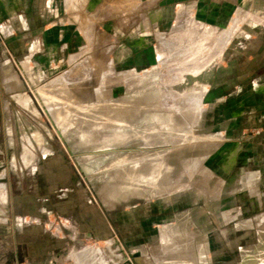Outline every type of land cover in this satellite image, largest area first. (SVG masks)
<instances>
[{
    "label": "rangeland",
    "instance_id": "1",
    "mask_svg": "<svg viewBox=\"0 0 264 264\" xmlns=\"http://www.w3.org/2000/svg\"><path fill=\"white\" fill-rule=\"evenodd\" d=\"M159 5L160 0L45 2L50 22L43 28L50 26L51 34L42 33L39 62L43 71L26 73V79L32 81L25 80L26 94L34 101L12 106L25 119L26 149L34 147L40 155V176L47 184L36 191L53 189L56 174L66 177L57 191L83 194L89 213L95 207L102 209L113 230L106 227L101 239V233L91 237L90 227L87 230L85 226L78 231L67 228L63 233L45 230L43 225L31 226L34 231L30 237L40 240L36 260L54 258L55 264H79L73 254L86 246H97L106 264H116L112 256L126 262L129 253L138 251L144 255L138 258L139 263L150 256L153 264H164L160 262L169 259L158 252L159 248L152 254V247L170 245L184 231L185 239L201 238L198 260L205 259V264H238L246 255L251 264L255 257L264 256V221L257 220L264 214V129H241L247 121L239 117L242 95L245 101H255L254 93L246 95L247 75L256 74L251 71L254 66L248 65L239 49L237 54L233 52L237 60L233 68L226 69L224 48L217 46L224 27L216 34L208 33L216 26L208 21L212 14L208 5L200 16L185 7L175 23L158 21L155 10ZM196 67L202 70L196 73ZM144 71L148 72L144 82L155 87L143 86L139 76ZM55 82L61 85L49 89ZM33 88H37V96L46 97L40 101ZM151 91L162 94V103L159 108L141 109L132 121L134 126L110 118L116 103ZM197 92L202 94V103L193 99ZM55 94L60 103H55ZM178 108L190 112L181 119L192 130L190 140L179 138L180 129L164 128V123L155 120L160 114L178 112ZM236 112L239 114L234 118ZM102 121L103 126L99 125ZM152 123L159 125L158 129L144 130ZM194 131L210 138L194 140ZM144 132L150 133L147 143L141 136ZM144 144L153 146L145 148ZM140 158L154 163L150 184L162 197L151 193L128 198L119 195L146 186L139 178L131 181L115 176L116 171ZM198 158L201 163L195 170L183 165L182 160L193 159L197 166ZM113 162L115 165H110ZM164 166L171 174L168 183H159V190L156 185ZM78 180L81 184H76ZM26 185H31V179H26ZM9 233L7 248L0 247V264H17L11 261L18 251L17 229L13 233L10 227ZM112 238H117L122 252L115 243H108ZM230 243L236 246L230 247ZM190 245L188 241L184 248ZM173 251L169 249L168 256L174 255ZM32 256L30 260H34Z\"/></svg>",
    "mask_w": 264,
    "mask_h": 264
},
{
    "label": "crops",
    "instance_id": "2",
    "mask_svg": "<svg viewBox=\"0 0 264 264\" xmlns=\"http://www.w3.org/2000/svg\"><path fill=\"white\" fill-rule=\"evenodd\" d=\"M45 2L46 0H0V228L4 229V226H6V231L1 230L4 233L0 235V247L7 248L10 227L13 233L17 229L16 247L18 251L16 254H12L15 257L11 260L17 264H53L56 261L54 258L44 262L34 259V255L37 256L40 253L36 250L40 247V240L35 239L33 236L30 237V231L32 230V233L34 231V228H30L31 226L43 225L45 230L57 233H63L64 229L67 228L78 231V228L83 229L82 226H85L87 230L91 229V237L97 235V233L105 235L106 227H109L108 230L112 229L110 220L106 218L102 209L95 207L92 208L94 211L91 214L89 213V206L85 201L87 198L83 197V194L79 196L78 193L71 190L64 193L57 191L58 187L64 185L66 177L57 176L56 174L53 176V189L49 188L44 193L36 191L41 184H47L46 179H42L40 176V155L35 154L34 147L32 151L30 147L26 149L25 128L23 125L25 119L23 113L17 109L15 110L12 106L18 104L23 107L27 101H34V97L26 94L28 83L26 84L25 80H28L26 79V73H36L42 70L39 62L41 59L42 33L44 30L46 34H51L50 26L43 28V25H48L50 22V16L45 11ZM186 3L189 5H186ZM207 5L212 10L208 21L216 25L214 29H209L208 33L216 34L219 27H224V32L218 35L220 41L217 46L218 48L222 46L224 48L226 69L233 68L237 61L233 58L235 54L233 52L236 51L237 54V50L240 49L242 58L246 57L248 65L254 66L251 71L256 73L251 77L250 74L247 75L246 86L248 90L246 95L251 92L254 93L255 101L250 102L248 99L245 101V97L242 95L240 101L242 112H240L239 117L247 121V124L240 127L241 129H264V0H160V5L155 12L158 21L175 23L179 21L180 16L184 15L185 7L194 9L195 14L200 16L199 13L203 12L201 9H204ZM52 34L55 35V33ZM54 35H52L53 38H55ZM201 70V67H196L195 71L198 73ZM241 71H244L243 68ZM147 74L146 71L140 73V81L144 82L142 78ZM241 80L243 81V79ZM30 81L28 80V82ZM32 84L35 87L34 82ZM235 85V87H238L237 84ZM151 86L155 87L154 85ZM37 88H33L36 96L35 89ZM199 92L193 98L197 102H201L202 94H199ZM161 96L162 94L158 96L160 103H162ZM37 98L41 101L39 96ZM145 98H148V95ZM181 101H184V99H181ZM238 114L236 112L232 116L236 118ZM178 116L179 120L184 118V115ZM199 118L200 115H198V120ZM194 134L196 135L194 140L210 138V136H200L195 131ZM149 146L152 148L153 145L147 146L144 144L145 148H150ZM47 151V149H44L43 153L46 154ZM200 163L201 159L198 158L195 169ZM26 179H31L29 187L26 185ZM160 183L164 185L163 182ZM76 184H81V182L78 180ZM149 184L150 181L145 182L146 186L143 189L136 188L129 192L122 191L123 195L121 196L128 198L132 194H154V191H152L154 188L152 184ZM111 196L116 197L115 194H111ZM156 196H160V194ZM257 220L258 222L264 221V214L258 216ZM166 230L163 229V232H167ZM184 233L187 232L184 231ZM184 233H178L179 236L181 234L182 239H174L172 244H168L169 246H153L152 254L155 255L158 251L156 249L159 248L158 252L164 254L165 258H169L167 249L176 245L175 250L179 254L171 255L170 258H179L181 255V257L183 255L191 257L193 255L191 257L194 261L193 264H205V259V261L202 259L201 262L198 260V253H201L200 247L203 245L201 238L193 236L192 239L186 240ZM104 235L101 239H104ZM60 238L63 237L60 236ZM188 241H191L192 245H190L191 248L186 249L184 246L187 245ZM108 243L110 245L115 243L119 252H122L123 247L117 238L109 239ZM259 244L262 245L263 242ZM228 245L230 247L236 246L233 243ZM180 248L183 249V252ZM31 249L33 250L31 251ZM31 255H33L34 260H30ZM142 255L141 252V255L136 257L137 264H140L138 258H141ZM73 258L79 264H106L102 249L97 246H86L75 252ZM112 258L116 264L120 262L127 263L119 260L117 256H112ZM248 258L247 255L244 256L238 261V264H249ZM146 260L153 262L150 256ZM260 262L264 264V256L262 258L255 257L251 264H260Z\"/></svg>",
    "mask_w": 264,
    "mask_h": 264
},
{
    "label": "bare ground",
    "instance_id": "3",
    "mask_svg": "<svg viewBox=\"0 0 264 264\" xmlns=\"http://www.w3.org/2000/svg\"><path fill=\"white\" fill-rule=\"evenodd\" d=\"M56 83V82H55ZM58 85H61L60 83H56L55 85H50V87H49V89L51 88V87H54V89H55V87H57ZM142 86V85H141ZM143 86H146V88H147V86H150V85H147L146 83H144L143 84ZM47 87V86H46ZM48 88V87H47ZM53 90V88L51 89V91ZM56 90V89H55ZM153 90H155V89H153ZM47 91H48V89H47ZM52 92H54V90L52 91ZM51 92V93H52ZM43 93H44V91H43ZM48 93V92H47ZM138 93V92H137ZM37 94V93H36ZM49 94H50V90H49ZM136 94V93H135ZM45 95H48V94H45ZM146 95H148V98H145L146 97ZM40 96V95H39ZM49 96V95H48ZM46 97V96H45ZM45 97H43V98H45ZM53 97H55V99H57L56 100V102L55 103H60L61 101H60V99H58V98H60V97H58L56 94L53 96ZM40 98V97H39ZM43 98H41V99H43ZM49 99H50V97H48ZM51 99L53 100V98H52V96H51ZM50 99V100H51ZM159 99H158V94H156L155 92L153 93L152 92V94H151V92L149 93V94H146L145 92L143 93V94H136L135 96H133V97H126V99H124V100H122V101H120V102H118V103H116L115 105H114V109L112 110V112H113V114H112V116L110 117L111 119H113V121H116L117 119H118V122L119 123H129L130 125H133L132 123V121L137 117V115L139 114V112H140V110L141 109H149V108H151V107H154V108H159V106H158V104L160 103V101H158ZM199 102V101H198ZM89 105H90V103H89ZM160 105V104H159ZM49 106V105H48ZM88 106V105H87ZM91 106V105H90ZM142 106L144 107V108H142ZM161 107V106H160ZM85 108V107H84ZM88 108H89V106H88ZM87 108V109H88ZM51 109V108H50ZM54 109V108H53ZM179 109V111L178 112H168L167 114H162V115H160L157 119H156V122H159V123H164V125H163V127L164 128H171V129H176V130H178V129H180L179 131L180 132H183V133H181V134H179L178 133V135H180V137L179 138H181V139H186V140H190V139H192V130H189V129H187V127L188 126H186V124H184V123H182L181 122V120H179V116L178 115H184V117L186 118V114L187 115H189L190 114V112H187V111H185V110H183V109H181V108H178ZM154 110V109H153ZM159 110V109H158ZM57 111V110H56ZM55 110L52 112V113H55L56 112ZM143 111V110H142ZM162 111V110H161ZM55 115H56V113H55ZM193 115V114H192ZM190 116V115H189ZM55 117V116H54ZM197 118V119H196ZM55 119V118H54ZM56 119L59 121V119H58V117L56 116ZM55 119V120H56ZM103 119H107V118H103ZM195 119H196V121L198 120V117L196 116L195 117ZM58 121H56V122H58ZM103 123H100L99 125H102L103 126V124H105L104 123V121H102ZM189 122V121H188ZM191 122L193 123L194 121H192L191 120ZM195 123H197V122H195ZM190 124V123H189ZM134 126V125H133ZM156 126H159V125H149L148 127H146L144 130H152V128H155ZM192 127V126H191ZM157 128V127H156ZM158 129V128H157ZM156 129V130H157ZM163 129V128H162ZM191 129H193V128H191ZM66 132V131H65ZM150 132V131H149ZM152 132V131H151ZM154 132V131H153ZM178 132V131H177ZM173 133V132H172ZM99 134V133H98ZM153 134V133H152ZM175 134V133H174ZM174 134H173V136H174ZM191 134V135H190ZM157 135H158V133H157ZM142 136V138L145 140L144 142L145 143H147V137L148 136H150V133H146V132H144V134H142L141 135ZM154 137V136H153ZM160 138V137H159ZM173 138V137H172ZM194 138V137H193ZM179 140V139H178ZM161 141V140H160ZM180 141V140H179ZM182 142V141H181ZM151 144V143H150ZM146 145V144H145ZM138 156H140V157H142V156H145L144 154H141V153H139V154H137ZM142 158H140L139 160H137V162H135V164H133V165H128L127 167H124V168H122V169H120V170H118V171H116V174H115V176H117L119 179H127V180H131V181H133V180H135V179H137V178H139V179H142V182L141 183H147V182H149L150 180H151V177L153 176V173L155 172L154 170H153V165H154V163H152L151 161H143V160H141ZM141 160V161H140ZM118 162H122L121 160L120 161H117L116 163L118 164ZM142 162V163H141ZM182 162H183V165H187V167H190V169L191 170H194L195 169V167H196V163L194 162V160L193 159H185V160H182ZM110 165H115V162H113V164H110ZM162 167V166H161ZM161 170L163 171V169L161 168ZM161 172V171H160ZM170 174H171V171L169 170V167H165L164 166V172H161V178H160V180H159V182H158V186L156 185V187H158L159 188V190L162 188L161 186H159V183L160 182H163L164 183V181L166 182L167 180H168V178H169V176H170ZM154 175H156V173L154 174ZM109 178V177H108ZM116 178V177H115ZM115 178L113 179V180H115ZM156 178V177H155ZM158 179V178H157ZM153 182V181H152ZM156 182H157V180H156ZM155 183V182H154ZM153 183V184H154ZM148 185V184H147ZM150 185V184H149ZM155 190H156V188H155ZM162 190V189H161ZM165 190V188L163 189V191ZM138 191H140V190H138ZM152 191H154V190H152ZM151 191V192H152ZM158 191V190H157ZM166 191H167V189H166ZM158 192H160V191H158ZM170 192V191H169ZM118 193H120V195H123V193L122 192H118ZM155 193H156V191H155ZM154 193V194H155ZM172 193L170 192V195H171ZM160 196H163V195H160ZM176 196V195H175ZM176 239L177 240H179V239H182V237H181V234H180V236H179V234H178V236H176ZM187 239H191V238H186V240ZM175 242V241H174ZM178 245H179V243H178ZM169 246V245H168ZM173 246H175L176 247V245H173ZM180 246L182 247V245H181V243H180ZM175 247H172V248H170L169 247V249H173V250H175ZM183 248V247H182ZM169 249H167V250H169ZM181 249V248H180ZM182 250V252H183V249H181ZM180 250V251H181ZM176 252H178V251H176L175 250V254H179V253H176ZM190 252V251H189ZM192 253V252H191ZM170 254H172L171 252H170ZM174 254V253H173ZM185 254V253H184ZM188 255V254H187ZM175 256V255H174ZM182 256V255H181ZM180 256V257H181ZM121 257V256H120ZM166 257H168V256H166ZM170 258V255H169V261H163L162 263H164V264H193L194 263V261L192 260V258L191 257H193V255L190 257L189 255L188 256H184L183 255V257H181V258ZM153 262H151V261H149V260H146V258H143L142 260H141V262H140V264H152ZM161 263V262H160Z\"/></svg>",
    "mask_w": 264,
    "mask_h": 264
},
{
    "label": "water",
    "instance_id": "4",
    "mask_svg": "<svg viewBox=\"0 0 264 264\" xmlns=\"http://www.w3.org/2000/svg\"><path fill=\"white\" fill-rule=\"evenodd\" d=\"M65 143H67L65 140H64ZM119 242V241H118ZM124 250V249H123ZM125 253V252H124ZM141 255V252L138 251V252H135V253H129V257L130 259L127 257L126 258V262L128 264H137L136 262V257H139Z\"/></svg>",
    "mask_w": 264,
    "mask_h": 264
},
{
    "label": "flooded vegetation",
    "instance_id": "5",
    "mask_svg": "<svg viewBox=\"0 0 264 264\" xmlns=\"http://www.w3.org/2000/svg\"><path fill=\"white\" fill-rule=\"evenodd\" d=\"M151 86V85H150ZM56 263V261L53 263V264H55Z\"/></svg>",
    "mask_w": 264,
    "mask_h": 264
}]
</instances>
